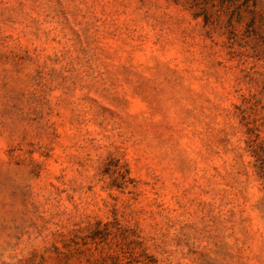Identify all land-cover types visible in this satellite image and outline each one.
I'll list each match as a JSON object with an SVG mask.
<instances>
[{
    "label": "rangeland",
    "instance_id": "rangeland-1",
    "mask_svg": "<svg viewBox=\"0 0 264 264\" xmlns=\"http://www.w3.org/2000/svg\"><path fill=\"white\" fill-rule=\"evenodd\" d=\"M0 264H264V0H0Z\"/></svg>",
    "mask_w": 264,
    "mask_h": 264
}]
</instances>
